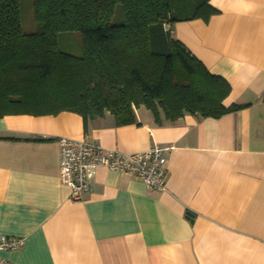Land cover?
Instances as JSON below:
<instances>
[{"label":"crops","instance_id":"0c3cea01","mask_svg":"<svg viewBox=\"0 0 264 264\" xmlns=\"http://www.w3.org/2000/svg\"><path fill=\"white\" fill-rule=\"evenodd\" d=\"M218 13L171 36L230 85L220 119L138 125L113 115L0 119V237L24 238L11 264H264V0H211ZM125 155L166 149L167 189L99 167L81 201L60 181L59 139ZM36 139L46 140L43 142Z\"/></svg>","mask_w":264,"mask_h":264},{"label":"trees","instance_id":"16d2710c","mask_svg":"<svg viewBox=\"0 0 264 264\" xmlns=\"http://www.w3.org/2000/svg\"><path fill=\"white\" fill-rule=\"evenodd\" d=\"M210 1L31 0L35 31L25 34L20 1L0 0V119L70 112L87 123L109 112L124 127L138 125L141 107L157 124L247 108L226 107L228 82L171 36L176 23L217 14ZM118 5L123 23L114 26ZM63 32L80 34V56L60 50Z\"/></svg>","mask_w":264,"mask_h":264},{"label":"built area","instance_id":"2783aa9c","mask_svg":"<svg viewBox=\"0 0 264 264\" xmlns=\"http://www.w3.org/2000/svg\"><path fill=\"white\" fill-rule=\"evenodd\" d=\"M168 31L170 27L164 26ZM60 181L71 189V199L81 201L92 192L93 183L89 171L104 167L110 171L131 175L140 179L149 189L164 192L167 189V170L164 151L154 146L148 152L125 155L117 150H105L101 146L70 139H59ZM24 238L0 237V264H11L2 257L4 252L22 248Z\"/></svg>","mask_w":264,"mask_h":264},{"label":"rangeland","instance_id":"374dc122","mask_svg":"<svg viewBox=\"0 0 264 264\" xmlns=\"http://www.w3.org/2000/svg\"><path fill=\"white\" fill-rule=\"evenodd\" d=\"M21 10V24L25 34H31L35 31V23L33 21L31 0H19ZM111 25L118 26L123 23L122 8L118 5L115 9L114 15L110 20ZM60 50L80 56L81 50V36L78 32H63L59 34L58 38Z\"/></svg>","mask_w":264,"mask_h":264}]
</instances>
